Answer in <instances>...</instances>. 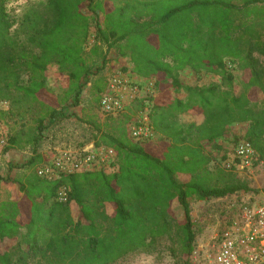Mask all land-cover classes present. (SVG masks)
Segmentation results:
<instances>
[{"label": "trees", "instance_id": "trees-1", "mask_svg": "<svg viewBox=\"0 0 264 264\" xmlns=\"http://www.w3.org/2000/svg\"><path fill=\"white\" fill-rule=\"evenodd\" d=\"M93 26L96 43L87 51ZM112 50L129 58L134 74L155 79L163 93L149 112L160 141H134L127 129L130 114L106 120L105 128L89 118L95 143L117 151V168L41 178L36 166L44 160L38 152L44 121L61 113L58 100L46 102L49 66L55 63L68 75L77 100L96 73L94 60L101 58L105 66ZM256 54L264 56V0H0V103L9 102L10 113L19 116L42 106L28 135L34 148L27 172L14 179L22 199L0 200V241L19 239L15 251L0 253V264H29L37 257L42 264H114L152 250L177 225L190 255L196 238L193 197L260 191L232 170L210 169L207 151L233 124L243 123L244 138L264 161V98L257 97L264 95V68ZM229 62L242 71L239 95L232 90ZM185 69L222 81L186 85L184 97L174 96L166 88L184 87L178 73ZM106 86L105 77L93 80L98 100ZM185 113L204 118L184 123ZM10 143L21 145L20 135L11 136ZM178 174L191 178L180 182ZM62 186L65 201L57 194ZM175 199L184 208L182 223L171 215ZM72 202L80 208L78 220Z\"/></svg>", "mask_w": 264, "mask_h": 264}, {"label": "rangeland", "instance_id": "rangeland-1", "mask_svg": "<svg viewBox=\"0 0 264 264\" xmlns=\"http://www.w3.org/2000/svg\"><path fill=\"white\" fill-rule=\"evenodd\" d=\"M92 34L88 40L86 50L89 51L96 43L95 27H92ZM106 51V47L103 48ZM260 66L264 68V56L256 54ZM108 62L103 66V60L97 58L94 60L93 71L96 72L92 80L82 87L79 98L76 100L74 94H70V80L68 75L61 72L58 65L53 63L48 69V87L50 99L58 100L56 108L61 109V113L56 117L48 116L44 121V132L38 145V152L45 158H50L61 149H76L91 142H95L97 132L93 126L86 120L89 118L96 119L104 126L106 120L111 121L113 118H121L125 114H130L131 118L127 123V129L130 134L132 126L144 119L145 115L150 112V107L156 98L163 93L156 87V80L153 78H142L133 73V65L127 57L118 56L113 50L107 54ZM230 71L234 74L233 93L239 95L242 90L241 77L242 71L235 64L229 62ZM122 76L128 80L130 88L133 87L136 92L130 89H124L123 98L125 107L121 112L113 115H106L100 107L98 95L92 88V82L98 76L108 79L110 76ZM179 80L184 87H167L174 96L184 97L186 95V85H204L211 82H221L220 76L206 73L205 71L195 72L192 69H185L178 73ZM102 97V95H101ZM260 99L264 95L258 94ZM142 102V108L136 109V105ZM141 104V103H140ZM42 106L36 104L34 108L24 116L13 115L10 113L9 102L0 103V130L4 134L5 142L0 146V200H21L23 193L19 191V186L14 181L21 176L27 169L26 162L33 155V145L27 142L28 135L35 131L37 126L36 119ZM204 116L200 113H185L180 116L184 123L196 121L200 123ZM247 124L235 123L229 129L227 134L220 138L216 144H209L207 151L211 154L210 169L225 168V162L235 161L233 153V144L236 140L244 139ZM20 135L21 145H12L10 137ZM153 143L160 141L156 133L150 136ZM220 146V147H218ZM233 171L236 176L244 180L250 187L259 189V192H240L228 195L222 198L200 199L197 196L191 199V215L193 220V229L196 234L194 248L190 255L182 243V234L176 230L170 235L161 238L154 248L150 251H137L130 253L114 264H203L200 258H195L194 250L199 245H206L216 233L225 227L229 219H232L240 208L249 203L251 205L264 206V161L256 160L253 165L242 167L235 161ZM117 168L107 169L106 172H112ZM191 178L190 174H178L177 179L180 182H187ZM72 214L74 219L81 218L79 206L71 203ZM105 210L112 214L113 206L106 204ZM171 215L176 223H182L185 218L184 208L181 203L175 199L171 205ZM19 239H5L0 241V253L7 250L15 251ZM43 259L37 257L29 264H42Z\"/></svg>", "mask_w": 264, "mask_h": 264}, {"label": "built area", "instance_id": "built-area-1", "mask_svg": "<svg viewBox=\"0 0 264 264\" xmlns=\"http://www.w3.org/2000/svg\"><path fill=\"white\" fill-rule=\"evenodd\" d=\"M106 80L107 86L102 94L100 107L106 115L117 114L125 107L122 90H136L132 86L128 88V80L122 76L113 75ZM154 133L148 113L143 120L132 126L130 137L134 141L145 142ZM4 142V134L0 130V146ZM233 153L235 161L242 167L250 168L258 159L253 146L245 138L233 144ZM235 161L225 162V168L233 171ZM116 166L117 151L113 147L91 142L76 149L56 150L52 157L45 158L36 166V172L41 178L55 180L63 174L106 171ZM57 194L60 200L68 199L67 190L63 186ZM193 253L203 264H264V206L249 203L243 205L208 244L199 245Z\"/></svg>", "mask_w": 264, "mask_h": 264}]
</instances>
